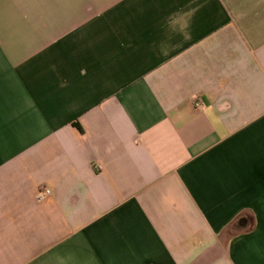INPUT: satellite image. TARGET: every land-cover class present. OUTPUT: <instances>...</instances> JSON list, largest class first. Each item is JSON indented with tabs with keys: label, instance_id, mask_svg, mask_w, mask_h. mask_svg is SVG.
I'll return each mask as SVG.
<instances>
[{
	"label": "crops",
	"instance_id": "obj_1",
	"mask_svg": "<svg viewBox=\"0 0 264 264\" xmlns=\"http://www.w3.org/2000/svg\"><path fill=\"white\" fill-rule=\"evenodd\" d=\"M0 264H264V0H0Z\"/></svg>",
	"mask_w": 264,
	"mask_h": 264
},
{
	"label": "built area",
	"instance_id": "obj_2",
	"mask_svg": "<svg viewBox=\"0 0 264 264\" xmlns=\"http://www.w3.org/2000/svg\"><path fill=\"white\" fill-rule=\"evenodd\" d=\"M195 106L197 108H205V104L200 99H198L195 102ZM49 196H51V190L49 188L45 187V188L41 189V191L39 192L38 199L44 200L45 198H47Z\"/></svg>",
	"mask_w": 264,
	"mask_h": 264
}]
</instances>
